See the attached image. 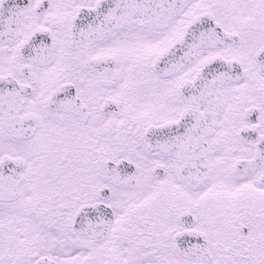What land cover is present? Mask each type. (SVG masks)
<instances>
[{
    "label": "snow or ice",
    "instance_id": "6c2138e0",
    "mask_svg": "<svg viewBox=\"0 0 264 264\" xmlns=\"http://www.w3.org/2000/svg\"><path fill=\"white\" fill-rule=\"evenodd\" d=\"M0 264H264V0H0Z\"/></svg>",
    "mask_w": 264,
    "mask_h": 264
}]
</instances>
